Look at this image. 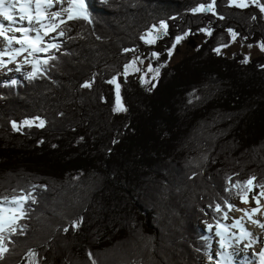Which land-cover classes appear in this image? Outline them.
Here are the masks:
<instances>
[{"label": "trees", "instance_id": "trees-1", "mask_svg": "<svg viewBox=\"0 0 264 264\" xmlns=\"http://www.w3.org/2000/svg\"><path fill=\"white\" fill-rule=\"evenodd\" d=\"M87 3L94 23L70 22L41 73L0 83V194L25 189L36 200L0 264H91L89 252L97 264H203L200 225L246 196L250 177L264 185V54L245 64L241 53L214 51L230 44L229 28L264 43V13L228 0ZM209 4L211 12L192 11ZM161 20L168 35L144 45L140 36ZM201 29L211 35L168 65L175 37ZM137 52L159 68L151 90L136 74L117 76ZM113 76L126 112H113ZM24 120L34 126L14 131Z\"/></svg>", "mask_w": 264, "mask_h": 264}, {"label": "snow or ice", "instance_id": "snow-or-ice-1", "mask_svg": "<svg viewBox=\"0 0 264 264\" xmlns=\"http://www.w3.org/2000/svg\"><path fill=\"white\" fill-rule=\"evenodd\" d=\"M103 2L107 3V0H103ZM23 3H27L28 7L25 8L23 6ZM251 3L256 4L259 7L260 11L264 13V3H261V0H251ZM32 4H35L34 12L31 9ZM228 4L229 6L234 5L238 8H246L249 6L248 0H228ZM57 5H59V8H56ZM15 7L16 5L13 0H0V17H3V20H0V38H3V40L7 41L8 45V47L0 49V66H4L6 64V61L3 59L5 55H8L10 57L8 62H11V60L14 59V56H12L13 53H15V55H19L27 51L28 56L34 57L35 59L34 69L32 72L28 73L29 79L34 78L36 72L40 71L39 64L41 63V59L38 54H48L50 53L51 49H59L60 43L56 42L57 38H63L72 31L70 22L83 21L87 24L94 23L93 16L90 12V5L87 3V0H22V6L20 8V11L22 13H25V15H21L19 21L14 19V16L12 14ZM192 11L193 13L201 11L211 12L213 11V6L212 4H209L207 7H197L192 9ZM220 18L223 19L224 17L221 16ZM25 19L27 20L28 26H24L23 24ZM252 19H256V17L253 16ZM4 20L9 22L7 28L3 22ZM17 23H20L21 26L13 28L12 25ZM167 28V22L161 20L159 22L158 27L154 25L152 29L148 30L145 34L141 35L140 39L146 44H154L157 40L163 38V36L168 35ZM8 31L19 32L22 34V36H9L7 35ZM41 31H43V35H41ZM201 31L207 32L208 35H211V32L206 29H201ZM228 32L230 33L232 40H235L238 33H236L231 28L228 29ZM32 33H34V35H32ZM51 33H56L57 35L50 36ZM187 35L188 33L186 32L183 36L178 35L175 37L174 43L172 44V48L168 49L169 57L172 56V52L176 48L177 44H179L184 39V36ZM45 37L50 38L48 40H45ZM148 37L152 38L149 39ZM68 38L71 39V37ZM97 39H99V37H97ZM13 41H15L16 44L20 45V47H11L13 45ZM24 45H27V47H25ZM222 47H228V45L225 44L222 45ZM249 47H252V45H249ZM259 47L260 50L264 52V43L260 44ZM124 51H137V49H124ZM214 51L217 54H220L221 49L218 47L214 49ZM151 55L154 58H159V53L153 52L151 53ZM51 59H55V57L49 54L46 58L42 60V63L47 65L48 61ZM25 61L27 62V57H25ZM137 62H139V64L141 65L144 64V60L137 56L132 61L126 63L123 66V73H118L117 76L124 75L125 77H127L130 71L134 73L142 72V69L136 66ZM241 62L245 64L248 63L249 57L245 56ZM16 70L20 71V68L18 67ZM147 71H154L156 73V76L159 75V68L153 69L151 64L147 66ZM117 76H113L111 80L107 81V83L109 84H116L117 100L115 106L113 107L114 113L127 111V108L121 101L119 91L120 85L119 83H117ZM140 80L142 84L147 83V81L144 79V76H141ZM94 82L95 78H93L92 81H86L81 85V87L91 88ZM13 83H15V81H13ZM152 87H155V85H152ZM35 119L39 121V123L35 125L36 127L43 128L45 126V121L43 119H40L39 117H36ZM23 126L32 127L34 126V121L24 120L22 125L20 126H18L16 122H12V128L14 131H21ZM113 142L115 143V141ZM229 180H231V178H229ZM255 180L256 178L253 176L250 177L247 181L243 182V184L251 186L247 188L246 191H252V187H264V185L254 184ZM243 184L240 187L241 193L245 192ZM261 195H264V193H261ZM253 199H255L257 204H259V199L257 197H253ZM29 201H31L32 203L36 202L35 197L32 195V193L30 191H26L25 189H12L11 196L0 194V260H2L5 254L9 252L10 249L8 247V244L12 242V237L23 234L24 226L20 225L19 221L25 219L29 215ZM241 202H248L243 195H241ZM225 203L229 210L235 207L234 205L228 204L227 202ZM214 210L216 212L222 211L221 205L217 203L215 205ZM236 210L242 211L241 209ZM257 211H259V208L252 209L253 213ZM224 215L227 216V213H224ZM245 215L247 216L248 213L245 212ZM249 219L253 224H259V226L264 229V223H260L257 220H253L251 219V217H249ZM82 223V217L77 221H73L72 229H79ZM240 224L241 220H236L231 225V227H236ZM208 230H212L211 225H208ZM63 231L68 232L69 228L65 227ZM216 234L219 236L220 232L217 231ZM243 235L245 237H248L251 243L257 242L253 234L247 229H244ZM236 242L239 243L240 240L238 239ZM224 245V238L221 237L220 247L223 248ZM27 255L30 257H36L38 254L34 250H29ZM221 255H223V253H221ZM256 255H259L262 258V264H264V248H261L260 251L256 253ZM88 257L91 261V264H97V260L94 258L93 253L89 252ZM209 259H212L211 255H209Z\"/></svg>", "mask_w": 264, "mask_h": 264}, {"label": "rangeland", "instance_id": "rangeland-1", "mask_svg": "<svg viewBox=\"0 0 264 264\" xmlns=\"http://www.w3.org/2000/svg\"><path fill=\"white\" fill-rule=\"evenodd\" d=\"M249 2H251V0H248V3ZM57 6H56V8H57ZM207 35H208L207 32L203 31L200 34H197L196 36H193L190 34H188L187 36H184V39L179 44H177L176 48L173 50L172 56L169 57V55H168L166 63L168 65H173L176 62H178L179 60H181L185 55L193 52L195 47L197 45L201 44L205 40ZM148 38L151 39L152 37H148ZM161 39H159V40H161ZM159 40H157V41H159ZM143 43L146 46H152L153 45V44H146L144 41H143ZM249 45H251V44H248L247 42H245V40H243L239 36H237L235 40H232V38H231L230 44L228 45V47L220 48L221 49L220 54L225 55L227 57H231L233 54L241 53L244 56H248L249 60L252 58H255V57H259V56L264 54V52H262L260 50L259 45H252V47H249ZM0 49H2V48L0 47ZM137 56L144 60V64L141 65V64H139V62H137V65H136L137 67H140L142 69V72L134 73V72L130 71L129 75L136 74L138 76L137 80L140 84H142L140 77L144 76V79L147 81V83H144L142 85L144 87H146V89L151 90L153 88L152 85H155V83H156L157 76H156V73L154 71H152V72L147 71V66L149 64L152 65L153 59H144V54L137 52L136 54L132 55V57H131L132 60ZM152 68L155 69L153 66H152ZM7 75H10V74H7ZM2 77H4V76L2 75ZM114 85H115V91H116V84H114ZM119 91H120V89H119ZM116 100H117V96H116ZM261 193H264V190H257L255 188H252V191H250L248 193V195H249L248 198H246V199H249L250 201H252L250 206H254L255 208L259 207V204H257L256 200L253 199V197H257L259 199V202H260L261 199H264V195H261ZM230 203H231V205H234L235 207L227 213V216L220 219L217 223H222V224L225 223L227 225H232L234 223V221H236V220L240 219L242 221V219L238 215V213H240L242 211H246L247 213H249L251 211L245 207V205H246L245 203H242L241 201L237 200L236 198L233 200L231 199ZM236 209L242 210V211H238L236 213L238 215L239 219L234 218V215H235L234 212ZM200 227H201V225H200ZM201 228L204 230V232H206V236L209 239L212 237L214 238L213 230L211 233V231L208 230V227H201ZM236 229H237V226H236ZM238 229H241V226H239ZM230 234H231V232H229L228 236L224 235L226 242H227L226 237L228 238L229 242L232 241L233 236L232 235L230 236ZM215 245H216V243L214 241L210 243L209 254L212 256V259L210 260L209 257H207V259L203 260V263L206 262L205 264H213V262H216L215 261V255L217 254V256L219 257L220 253L219 252L217 253L215 251V249H214ZM220 249H223V248H221L218 245L217 251H220ZM225 250H227V249H225ZM224 255H225V253H223V256Z\"/></svg>", "mask_w": 264, "mask_h": 264}, {"label": "bare ground", "instance_id": "bare-ground-1", "mask_svg": "<svg viewBox=\"0 0 264 264\" xmlns=\"http://www.w3.org/2000/svg\"><path fill=\"white\" fill-rule=\"evenodd\" d=\"M20 26L21 25H18V27ZM0 47L5 48V47H8V45L7 43H3V44H0ZM247 201L248 202L245 203L246 204L245 207L250 210L251 209L250 203L252 201H250L249 199H247ZM257 208H259V211L255 213L250 211L247 216L245 215L246 211H242L238 213V215L242 219L241 224H240L241 229H238L237 231H235V233L231 232L230 236L231 235L233 236L231 242L234 245L239 244V249L237 250V248H234L233 246H231L228 248V250H225L224 251L225 255L222 257L220 264H228L226 261H228L230 258L235 259L236 260L235 263L238 262L240 264H245L246 262H244L243 259L239 260L240 256L241 258H243L242 256L244 255L251 256L253 254L252 251H254L258 245L261 247H264V229H262L259 226V224H253L251 220L249 219V217H251V219L253 220H257L260 223H264V199L260 200L259 207ZM244 229H247L253 234L254 238L257 240L256 243H251L250 239L243 235ZM238 239L240 240L239 243L236 242Z\"/></svg>", "mask_w": 264, "mask_h": 264}]
</instances>
